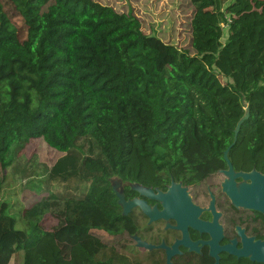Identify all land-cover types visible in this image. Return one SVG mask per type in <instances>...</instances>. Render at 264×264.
Returning a JSON list of instances; mask_svg holds the SVG:
<instances>
[{
    "label": "trees",
    "instance_id": "trees-1",
    "mask_svg": "<svg viewBox=\"0 0 264 264\" xmlns=\"http://www.w3.org/2000/svg\"><path fill=\"white\" fill-rule=\"evenodd\" d=\"M174 3L0 0V264H165L126 242L146 219L121 214L109 178L204 177L242 99L230 150L264 161V0Z\"/></svg>",
    "mask_w": 264,
    "mask_h": 264
},
{
    "label": "flooded vegetation",
    "instance_id": "flooded-vegetation-1",
    "mask_svg": "<svg viewBox=\"0 0 264 264\" xmlns=\"http://www.w3.org/2000/svg\"><path fill=\"white\" fill-rule=\"evenodd\" d=\"M230 149L227 153L231 164L229 173H226L229 165L223 157L224 150H222V160L219 161L215 169L202 178H179L175 180L170 177L167 184L148 186L156 191L159 189L165 192L172 180L175 183H180L182 187L186 188L191 202L203 208L198 215V219L207 223H211L213 220L217 221V224L221 226V232H219L218 226H215L212 232L193 225L186 226L184 230L178 229L174 227L176 226V221L173 218H168L167 220L157 219L148 223L147 216L141 212L146 219L145 225L140 226L129 234L126 242L135 245V240L131 236L137 234L143 241L152 245L163 243L168 248L174 246L173 250L175 249V252L170 255L171 264H264V262L251 261L249 257H237L229 253L227 249L217 251V263L215 257L210 255L211 248L207 242H211L212 237L215 242H218V247L222 248L232 245L236 250L243 247L247 248L248 244L244 245L246 242H264V213L234 206L230 198L222 190L221 185L224 181L232 179L234 186L237 187V184L243 181L242 174L252 170L259 174H264V161L257 166L245 159L246 153L241 148ZM240 173L241 175H239ZM126 189H128V196L125 195ZM124 195L126 199L134 197L144 199L150 206L156 205L158 210L163 208L157 200L139 196L137 192L130 190L129 187H124ZM211 198H213L214 210L219 214L217 217L209 209ZM132 209L129 213H131ZM167 223L168 227H166ZM218 236H220L219 239ZM148 251H155L166 264L167 253L164 248H153Z\"/></svg>",
    "mask_w": 264,
    "mask_h": 264
},
{
    "label": "water",
    "instance_id": "water-1",
    "mask_svg": "<svg viewBox=\"0 0 264 264\" xmlns=\"http://www.w3.org/2000/svg\"><path fill=\"white\" fill-rule=\"evenodd\" d=\"M244 113L237 120L233 128V140L223 151V157L229 165L231 170V164L228 160L227 153L236 141L237 134L240 130V126L244 120L249 116L248 104L242 99ZM241 175V173L239 174ZM243 181L234 186L232 179L224 181L222 190L230 198L231 203L236 207H242L247 209H253L264 213V174H259L252 170L251 172L244 173ZM249 180V182H247ZM109 183L117 198V204L121 208V214L127 215L132 208H138L148 218V223L157 219L173 218L176 221L175 228L182 229L188 225L198 226L205 228L212 232L215 226H218L219 232H221V226L217 224V221L207 223L198 219L199 213L203 210L193 204L190 200V196L185 187H182L180 183H175L173 180L167 187L165 192L159 189L154 190L148 186H144L138 182L123 181L119 176H112L109 178ZM124 187H129L130 190L138 193L139 196L149 199H155L162 205V210H158L157 206H150L144 199L134 197L132 199H126L124 195ZM237 188V191H236ZM209 209L212 210L217 217L219 214L214 210L213 198H211ZM168 227V223L166 224ZM135 240V246L141 247L147 250L153 248H164L167 253L166 264H171L170 255L175 252L173 247L168 248L163 243L160 245H152L143 241L137 234L131 236ZM220 236H218V239ZM210 245V255L215 257L217 263V251L220 249H227L229 253L234 254L237 257H249L251 261L264 262V242H246L247 248L234 249L232 245L227 247H218V242L212 237L211 242H207Z\"/></svg>",
    "mask_w": 264,
    "mask_h": 264
},
{
    "label": "rangeland",
    "instance_id": "rangeland-1",
    "mask_svg": "<svg viewBox=\"0 0 264 264\" xmlns=\"http://www.w3.org/2000/svg\"><path fill=\"white\" fill-rule=\"evenodd\" d=\"M17 8L19 9L20 12L24 10V4L26 3L27 0H13ZM53 0H45L46 4L52 2ZM61 6L65 7L69 11H72L74 9V0H54ZM130 1L134 4L135 8H141L145 9L148 8V10L152 13V15H156L159 11L165 9L166 14H176L177 13V6L174 3L175 0H139V1H134V0H127ZM146 4V5H144ZM10 21L18 26L19 24V19L18 17L11 18ZM222 82H224V79H221ZM262 116H264V112L262 113ZM39 142V141H38ZM38 142H35V145H38ZM42 144V143H41ZM43 145V144H42ZM34 148V145L31 144L30 146H27V149L25 150V153L29 154V152ZM52 155V151H47L44 147H40V156L42 158L45 157H50ZM4 173V168L2 164L0 163V179ZM40 232L35 231L34 234L31 235L29 239V246L32 245V243L35 242V240L39 237ZM104 240L108 241V238L105 236L103 237ZM9 264H13L12 260Z\"/></svg>",
    "mask_w": 264,
    "mask_h": 264
}]
</instances>
